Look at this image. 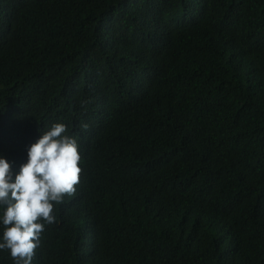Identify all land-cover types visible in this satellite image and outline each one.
Returning a JSON list of instances; mask_svg holds the SVG:
<instances>
[{"label": "trees", "instance_id": "trees-1", "mask_svg": "<svg viewBox=\"0 0 264 264\" xmlns=\"http://www.w3.org/2000/svg\"><path fill=\"white\" fill-rule=\"evenodd\" d=\"M53 123L80 182L31 264H264V0H0L14 174Z\"/></svg>", "mask_w": 264, "mask_h": 264}, {"label": "clouds", "instance_id": "clouds-1", "mask_svg": "<svg viewBox=\"0 0 264 264\" xmlns=\"http://www.w3.org/2000/svg\"><path fill=\"white\" fill-rule=\"evenodd\" d=\"M86 127V126H85ZM77 139L63 123H53L28 148V158L13 173L0 156V207L4 225L0 250L7 249L14 264H31L46 224L56 221L53 202H63L80 182Z\"/></svg>", "mask_w": 264, "mask_h": 264}]
</instances>
